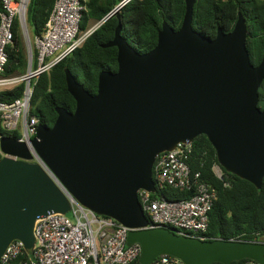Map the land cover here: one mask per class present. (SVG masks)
I'll use <instances>...</instances> for the list:
<instances>
[{"label": "water", "instance_id": "water-1", "mask_svg": "<svg viewBox=\"0 0 264 264\" xmlns=\"http://www.w3.org/2000/svg\"><path fill=\"white\" fill-rule=\"evenodd\" d=\"M127 1L104 20L119 16ZM194 2L185 0L177 30L163 21L156 45L143 53L121 35L119 21L113 38L103 44L117 48V70L100 71L92 94L65 69L75 108L56 107L53 125L38 123L31 144L79 203L129 227L127 244L140 245L139 264H152L160 255L183 264H231L244 258L264 264V241L201 239L163 226L146 228L149 221L138 199L140 189L155 191L157 155L200 134L224 170L257 188L264 178V109L258 106L264 55L259 64L250 62L241 13L230 32L218 28L214 38L194 30ZM26 49L29 57V40ZM0 151L1 260L13 240L31 250L36 220L65 214L71 204L42 166L31 161L24 141L2 135Z\"/></svg>", "mask_w": 264, "mask_h": 264}, {"label": "built area", "instance_id": "built-area-1", "mask_svg": "<svg viewBox=\"0 0 264 264\" xmlns=\"http://www.w3.org/2000/svg\"><path fill=\"white\" fill-rule=\"evenodd\" d=\"M28 2L0 0V90L24 82L20 97L12 101L0 99V126L16 132V138L27 144L33 155L31 161L39 163L48 173L69 199L71 208L65 214L49 213L38 218L34 247L27 250L22 241L13 240L5 249L0 264H97V260L99 264H133L140 256L141 247L138 243L127 244L129 227L112 217L96 214L79 203L31 144L38 125L36 117L30 115V101L37 78L81 46L98 25L95 23L80 31V21L87 10L84 0H54L44 26L30 40L26 34ZM15 20L25 41L29 40L30 54L28 57L27 53L24 74L7 76L4 74L8 60L6 47L13 42ZM190 152L191 143H177L174 149L158 154L152 166L155 191L140 189L138 199L149 221L146 228L163 226L179 234L208 239L204 233L208 229V213L217 193L214 186L200 179V171L192 170L187 161ZM212 168L214 174L222 179L221 166L214 164ZM166 188L192 189L193 195L168 199L162 194ZM152 264L183 263L176 257L160 255Z\"/></svg>", "mask_w": 264, "mask_h": 264}, {"label": "trees", "instance_id": "trees-1", "mask_svg": "<svg viewBox=\"0 0 264 264\" xmlns=\"http://www.w3.org/2000/svg\"><path fill=\"white\" fill-rule=\"evenodd\" d=\"M123 1L84 0L87 10L82 15L80 31L104 20ZM53 2L54 0H29L26 20L32 26L34 34H38L44 26ZM184 13L185 0H128L120 8L119 16L113 14L104 20L81 46L37 78L30 101V115L35 116L38 123L50 127L57 117L56 107L74 110L75 100L67 90L65 69H69L87 91L96 93L99 72L117 70V48L104 47L103 44L113 38L119 21L121 35L135 50L143 53L156 45L163 21L177 30L181 26ZM239 13L247 23L246 49L250 62L257 65L264 55V0H195L192 28L206 37L214 38L218 28L223 32H230ZM6 50L8 60L4 74H24L27 69V51L17 20L13 25V42ZM23 89L24 82H21L9 89L0 90V99L12 101L21 96ZM258 95V106L264 109V79ZM0 134L17 137L16 132L7 131L1 126ZM187 161L192 170L200 171V179L214 186L217 193L208 213V229L204 236L208 239L264 241V178L261 187L257 188L222 167L223 177L218 178L212 168L214 164H218L215 150L204 134L193 139ZM162 194L168 199L190 198L193 190L166 188ZM247 262L257 264L248 258L233 261L231 264ZM133 264H139V257Z\"/></svg>", "mask_w": 264, "mask_h": 264}, {"label": "rangeland", "instance_id": "rangeland-1", "mask_svg": "<svg viewBox=\"0 0 264 264\" xmlns=\"http://www.w3.org/2000/svg\"><path fill=\"white\" fill-rule=\"evenodd\" d=\"M94 25H95V23L91 24L88 28H90V27H92V26H94ZM26 27H27V29H26V34L29 36V38H30V40H31L32 37L34 36L33 28H32V26H31L30 24H28V23H26ZM23 39H24V44H25V46H26V41H25L24 36H23Z\"/></svg>", "mask_w": 264, "mask_h": 264}, {"label": "clouds", "instance_id": "clouds-1", "mask_svg": "<svg viewBox=\"0 0 264 264\" xmlns=\"http://www.w3.org/2000/svg\"><path fill=\"white\" fill-rule=\"evenodd\" d=\"M1 152V151H0Z\"/></svg>", "mask_w": 264, "mask_h": 264}]
</instances>
